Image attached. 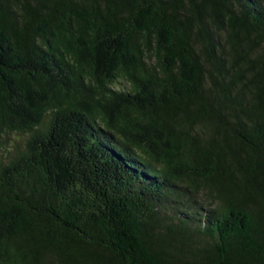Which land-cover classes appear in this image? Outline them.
Here are the masks:
<instances>
[{
  "label": "trees",
  "instance_id": "trees-1",
  "mask_svg": "<svg viewBox=\"0 0 264 264\" xmlns=\"http://www.w3.org/2000/svg\"><path fill=\"white\" fill-rule=\"evenodd\" d=\"M2 151L0 264H264V0H0Z\"/></svg>",
  "mask_w": 264,
  "mask_h": 264
},
{
  "label": "rangeland",
  "instance_id": "rangeland-1",
  "mask_svg": "<svg viewBox=\"0 0 264 264\" xmlns=\"http://www.w3.org/2000/svg\"><path fill=\"white\" fill-rule=\"evenodd\" d=\"M5 138H8V137H5ZM24 141H25V135L23 134H10L9 135V142L11 143L14 142V144L17 146H23ZM8 155L9 154H7V151H2L0 153V161L5 160Z\"/></svg>",
  "mask_w": 264,
  "mask_h": 264
}]
</instances>
